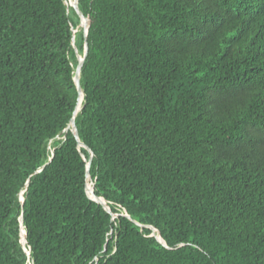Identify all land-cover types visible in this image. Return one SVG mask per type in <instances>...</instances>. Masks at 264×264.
I'll return each instance as SVG.
<instances>
[{
	"label": "trees",
	"instance_id": "16d2710c",
	"mask_svg": "<svg viewBox=\"0 0 264 264\" xmlns=\"http://www.w3.org/2000/svg\"><path fill=\"white\" fill-rule=\"evenodd\" d=\"M78 7L91 151L76 10L0 0V264H264V0Z\"/></svg>",
	"mask_w": 264,
	"mask_h": 264
},
{
	"label": "water",
	"instance_id": "95a60500",
	"mask_svg": "<svg viewBox=\"0 0 264 264\" xmlns=\"http://www.w3.org/2000/svg\"><path fill=\"white\" fill-rule=\"evenodd\" d=\"M65 4L67 5V7L69 5H72L73 8L76 10L78 16L80 17L79 26L80 25H83L84 28H85V32H84V41H83V52H82V54H79L77 52L76 48H75V45H74V34L78 30V27H75V28H72L71 29L72 30L71 43H72V45L75 48L76 57H77V61H78L77 62V65H76L74 77H73V81H74V84H75V87H76V90H77V102H76V105H75V109L73 111V114H72V116H71V118H70V120H69L66 128L64 129V132H66L67 130H70L72 132V134L75 136V138H76V140L78 142V146L79 147H84V148L88 149L89 151H91L83 142L80 141V139H79V137H78V135L76 133L75 120H74L75 115L77 113L76 112V106H77V103H78V100H79V96L81 94H82V96L84 95L83 94V90H82V88L80 86V73H81V67L83 65V61H84L85 56H86V53H87L86 36H87L88 28H89V25H90V19H89V17H84V16L81 15V13L79 11V7H78V0H72L71 2H67V0H65ZM59 137H62L63 138L64 135L60 136V134H57L55 136V138H59ZM51 140L52 139H50L48 141V146H47L48 148H50V142H51ZM52 156H53V150L51 149L50 150V156L48 158V162L51 160ZM89 162L90 161H87V163H86V172H85L86 173V180H87V183H86V194L88 195L89 198H91V199L95 200L96 202L102 203V204H104V205L107 206V202H106V200L103 197L94 196L88 190L89 185H90V183H89L90 174H89V170H88V168H89ZM39 170L40 169H36L31 174H35ZM22 194H23V191H21L20 192V195H19L20 196L19 197V201H20L21 207L23 206ZM124 214H125V216L129 217V215L127 213H124ZM111 215H112V218L115 217V215H113V214H111ZM19 219H20V221H19L20 229H22L23 223H22V220H21V214L19 215ZM139 225L142 226L141 224H139ZM151 228H152L151 235L155 236L159 240V242H161L163 245H166L165 242L163 241L161 235H160V232L156 228H154V227H151ZM21 238H22L23 242H26V234L25 233H22L21 234Z\"/></svg>",
	"mask_w": 264,
	"mask_h": 264
},
{
	"label": "bare ground",
	"instance_id": "6f19581e",
	"mask_svg": "<svg viewBox=\"0 0 264 264\" xmlns=\"http://www.w3.org/2000/svg\"><path fill=\"white\" fill-rule=\"evenodd\" d=\"M82 100H83V96H82V94H81V95L79 96V100H78V103H77V106H76V112H78L79 109L81 108Z\"/></svg>",
	"mask_w": 264,
	"mask_h": 264
},
{
	"label": "rangeland",
	"instance_id": "374dc122",
	"mask_svg": "<svg viewBox=\"0 0 264 264\" xmlns=\"http://www.w3.org/2000/svg\"><path fill=\"white\" fill-rule=\"evenodd\" d=\"M72 0H67V2H71Z\"/></svg>",
	"mask_w": 264,
	"mask_h": 264
}]
</instances>
